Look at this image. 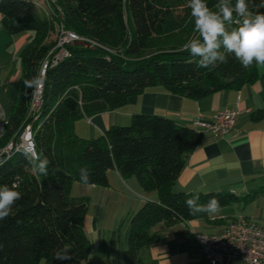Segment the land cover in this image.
<instances>
[{
	"label": "trees",
	"instance_id": "1",
	"mask_svg": "<svg viewBox=\"0 0 264 264\" xmlns=\"http://www.w3.org/2000/svg\"><path fill=\"white\" fill-rule=\"evenodd\" d=\"M249 10L264 13V0H248ZM214 9L217 0H206ZM233 5L235 0H232ZM189 0H0L4 29L10 34L32 32L20 54L21 79L7 131L0 145L24 123L31 89L23 81L35 76L55 44L61 21L86 41L68 46L69 56L45 74L41 120L34 136L36 150L50 161L48 175H37L20 152L0 164V185H18L22 198L8 218L0 221V264H85L90 242L84 228L87 197L71 195L79 170L91 171V185L107 186V171L122 178L135 176L155 201L144 202L128 218L121 264H147L139 255L157 238V225L172 226L208 214L190 216L185 200L174 189L187 154L202 142L203 133L155 115L133 114L129 124L111 126L94 138L78 137L73 128L81 117L112 111L128 98L153 86L191 99L226 89H240L258 79L257 65L245 69L233 54L226 63L201 68L198 57L182 51L199 37ZM58 10L62 12L58 18ZM239 17L226 25L238 27ZM264 120V108L250 113ZM264 194V188L255 194ZM199 203L216 196L220 209L235 199L231 194H199ZM218 221L217 223H224ZM114 237L111 241L114 248ZM71 246V260L57 261L54 251Z\"/></svg>",
	"mask_w": 264,
	"mask_h": 264
},
{
	"label": "crops",
	"instance_id": "2",
	"mask_svg": "<svg viewBox=\"0 0 264 264\" xmlns=\"http://www.w3.org/2000/svg\"><path fill=\"white\" fill-rule=\"evenodd\" d=\"M32 37V32H7L0 15V103L5 112L9 108L13 109L15 104L21 79L20 54ZM257 71L258 79L255 82L240 89L222 90L202 99H191L160 86L149 87L130 96L126 104L118 109L77 119L73 124L74 132L83 139L94 138L111 126L128 124L133 114L160 116L193 128V122L198 115L209 118L225 108L237 109L239 114L235 126L226 136L215 138L210 133H205L201 144L185 156L184 166L174 189L184 192L190 198L193 194L220 192L233 195L234 204L243 200L252 203L259 198L261 192L254 196L253 194L264 188V120L254 122L250 119L251 112L264 108V65H257ZM7 94L8 101L3 103L1 98ZM107 180L108 185L102 191V187L91 185L86 195L79 183H73L71 193L76 188L79 194L74 197L88 198L94 190H100L104 197L106 193L112 192L123 196L133 212L144 202L157 199L154 191L146 192L141 188L135 176L124 179L116 169H110L107 171ZM219 210L220 213L211 215L210 219L257 217L241 214L242 212L238 216L229 214L224 207ZM257 218V221L264 220V216ZM90 219L85 217L84 228L92 229L94 239L98 235L101 240L99 217L92 216V227L89 225ZM201 220L194 219L167 227L155 226L151 231H156L158 238L150 246L140 250V257L147 264H208L196 239V234L206 233L202 229ZM208 223L214 229L213 232L219 231L223 224L211 220ZM102 249V260L94 259V262L111 264L108 252ZM122 251L123 247L121 255ZM104 256H107L106 259ZM85 264H88V259Z\"/></svg>",
	"mask_w": 264,
	"mask_h": 264
},
{
	"label": "clouds",
	"instance_id": "3",
	"mask_svg": "<svg viewBox=\"0 0 264 264\" xmlns=\"http://www.w3.org/2000/svg\"><path fill=\"white\" fill-rule=\"evenodd\" d=\"M191 16L194 20V30L199 37L189 40L181 49L191 56L198 57L197 66L208 68L218 63L227 62V54L234 57L247 69L255 62L264 65V13L249 10L248 0H217L214 9H210L206 0H189ZM264 7V3L259 5ZM233 13L239 19L238 27L230 31L226 25L233 22ZM25 89H31V95L40 94L45 86L44 74L37 73L31 79L23 81ZM20 152L31 165L32 171L37 175H48L50 161L36 150L34 140L27 141L18 146ZM91 171L85 165L79 170V181L83 194H87L91 186ZM18 185L13 183L0 185V221L10 216L13 206L22 198ZM199 194H193L185 200L190 216L198 214H216L220 209V202L216 196H211L206 203H199ZM57 261L71 260V246L64 244L54 251Z\"/></svg>",
	"mask_w": 264,
	"mask_h": 264
},
{
	"label": "built area",
	"instance_id": "4",
	"mask_svg": "<svg viewBox=\"0 0 264 264\" xmlns=\"http://www.w3.org/2000/svg\"><path fill=\"white\" fill-rule=\"evenodd\" d=\"M46 7L49 0H42ZM62 12L58 10V18ZM86 41L75 31L68 29L61 21L56 24L55 44L40 64L38 73L46 70L69 56L68 46ZM43 90L36 96L30 95L27 113L22 126L15 131L4 144L0 145V164L17 151L18 146L34 140L41 120ZM239 112L234 108H225L215 112L209 118L198 115L193 128L200 133H210L215 138L226 136L235 126ZM9 120L3 105L0 103V140L4 138ZM212 222L225 221L221 229L213 233L196 234L200 251L208 264H264V220L215 217Z\"/></svg>",
	"mask_w": 264,
	"mask_h": 264
},
{
	"label": "rangeland",
	"instance_id": "5",
	"mask_svg": "<svg viewBox=\"0 0 264 264\" xmlns=\"http://www.w3.org/2000/svg\"><path fill=\"white\" fill-rule=\"evenodd\" d=\"M42 0H40L41 2ZM52 38H55L54 35ZM14 93V92H13ZM13 96V94L11 95ZM8 94L4 95L1 100L3 103H7L8 101ZM12 109L6 111V117L9 119L11 116ZM129 124V123H128ZM124 126V125H123ZM101 191L103 190L104 186H99ZM101 191H93L91 195H88L87 198V215L91 219L89 220V225L92 227V216H98L101 222V240L98 239V235H96L94 239V235H92V229L88 230L85 227V232L90 242V250L88 256V264H96L95 260H102L103 256V249L104 248L109 255L110 263L111 264H120L122 263V255L120 253L122 247L125 249L126 247V240L128 234V218L134 213L130 209L129 203H125V198L121 195L113 194L112 192H108L104 195L101 194ZM76 188H74L71 195H77ZM93 194V195H92ZM104 197V198H103ZM105 199L104 201L102 200ZM226 212L229 214H234L238 216L240 212L241 214L252 216V217H261L264 216V194L259 195V198L251 201L246 202L245 200L234 204L231 203L230 205L224 207ZM136 211V210H135ZM220 213V210L217 212ZM214 215V214H213ZM254 218V220H259V218ZM202 229L209 234L213 232V228L209 227L208 220L202 219ZM100 224V223H99ZM114 237L115 243L114 248H112L111 241ZM107 256H104L106 259ZM119 257V258H118ZM44 264V261L42 263Z\"/></svg>",
	"mask_w": 264,
	"mask_h": 264
}]
</instances>
